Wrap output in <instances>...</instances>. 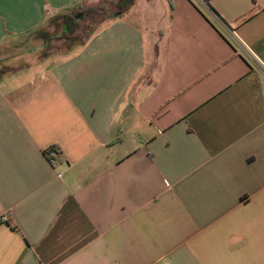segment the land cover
I'll return each instance as SVG.
<instances>
[{
	"label": "crops",
	"instance_id": "1",
	"mask_svg": "<svg viewBox=\"0 0 264 264\" xmlns=\"http://www.w3.org/2000/svg\"><path fill=\"white\" fill-rule=\"evenodd\" d=\"M206 1L0 0V264H264V0Z\"/></svg>",
	"mask_w": 264,
	"mask_h": 264
},
{
	"label": "trees",
	"instance_id": "2",
	"mask_svg": "<svg viewBox=\"0 0 264 264\" xmlns=\"http://www.w3.org/2000/svg\"><path fill=\"white\" fill-rule=\"evenodd\" d=\"M135 2L136 0H101L96 6L74 8L64 17L65 32L68 36H73L79 31L91 35L104 12L113 8L111 17L118 18L123 16Z\"/></svg>",
	"mask_w": 264,
	"mask_h": 264
},
{
	"label": "built area",
	"instance_id": "3",
	"mask_svg": "<svg viewBox=\"0 0 264 264\" xmlns=\"http://www.w3.org/2000/svg\"><path fill=\"white\" fill-rule=\"evenodd\" d=\"M195 4H197L198 6H200L201 8H203L204 10H208V3L206 0H192ZM209 12V11H208ZM215 22L217 23L218 27L227 35H231V36H234L233 35V32L232 30L226 25L224 24L222 21H220L217 17L213 16ZM240 46H238L241 51L245 54V56L247 57V59L255 64L256 66L258 67H261L263 69V67L261 66V64L258 62V60L253 56V54L251 52H249L247 50L246 47H244L241 43H239ZM46 156L51 164V166L53 168H56L59 164V161H58V157H59V154H58V151L52 149V150H48L46 152ZM5 219V218H3Z\"/></svg>",
	"mask_w": 264,
	"mask_h": 264
},
{
	"label": "rangeland",
	"instance_id": "4",
	"mask_svg": "<svg viewBox=\"0 0 264 264\" xmlns=\"http://www.w3.org/2000/svg\"><path fill=\"white\" fill-rule=\"evenodd\" d=\"M113 12V8H111L109 11H107V12H104L103 13V15L101 16V18H100V20L102 19V18H107V16L109 17V15H110V13H112ZM79 32H81V31H79ZM84 32V31H83Z\"/></svg>",
	"mask_w": 264,
	"mask_h": 264
}]
</instances>
